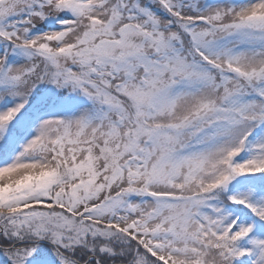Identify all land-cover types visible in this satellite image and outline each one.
Returning a JSON list of instances; mask_svg holds the SVG:
<instances>
[{
    "label": "snow or ice",
    "instance_id": "1",
    "mask_svg": "<svg viewBox=\"0 0 264 264\" xmlns=\"http://www.w3.org/2000/svg\"><path fill=\"white\" fill-rule=\"evenodd\" d=\"M0 264H264V0H0Z\"/></svg>",
    "mask_w": 264,
    "mask_h": 264
}]
</instances>
